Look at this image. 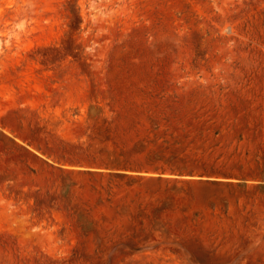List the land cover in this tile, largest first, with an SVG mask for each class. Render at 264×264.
<instances>
[{
    "label": "rangeland",
    "instance_id": "374dc122",
    "mask_svg": "<svg viewBox=\"0 0 264 264\" xmlns=\"http://www.w3.org/2000/svg\"><path fill=\"white\" fill-rule=\"evenodd\" d=\"M0 264H264V0H0Z\"/></svg>",
    "mask_w": 264,
    "mask_h": 264
}]
</instances>
